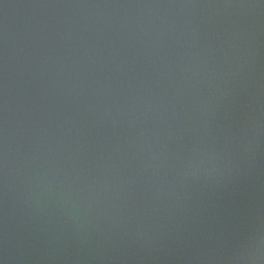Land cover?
I'll return each mask as SVG.
<instances>
[{
    "label": "water",
    "instance_id": "water-1",
    "mask_svg": "<svg viewBox=\"0 0 264 264\" xmlns=\"http://www.w3.org/2000/svg\"><path fill=\"white\" fill-rule=\"evenodd\" d=\"M0 264H264V0H0Z\"/></svg>",
    "mask_w": 264,
    "mask_h": 264
}]
</instances>
